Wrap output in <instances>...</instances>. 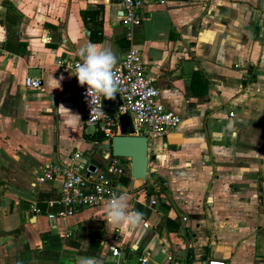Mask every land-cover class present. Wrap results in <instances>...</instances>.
<instances>
[{"label": "crops", "instance_id": "obj_1", "mask_svg": "<svg viewBox=\"0 0 264 264\" xmlns=\"http://www.w3.org/2000/svg\"><path fill=\"white\" fill-rule=\"evenodd\" d=\"M99 6L104 36L95 42L82 12ZM141 12L135 45L182 122L150 140L146 179L122 158L129 165L118 186L145 226L121 236L106 205L50 218L61 209L62 181L36 179L48 162L71 164L75 152L88 165L108 163L110 140L85 124L75 76L56 59L81 58L90 41L119 63L130 44L123 8L117 0H0V264H114L116 244L131 260L148 252L151 264H264V0H145ZM27 76L42 87H27Z\"/></svg>", "mask_w": 264, "mask_h": 264}, {"label": "built area", "instance_id": "obj_2", "mask_svg": "<svg viewBox=\"0 0 264 264\" xmlns=\"http://www.w3.org/2000/svg\"><path fill=\"white\" fill-rule=\"evenodd\" d=\"M164 3L165 0H160ZM123 8V24L127 28V38L130 41L127 50L121 61L116 65V71L120 77L119 95L121 104L117 106L115 113L110 114L104 106V97L98 100L93 96L95 103L103 105L104 115L92 118L91 97L87 95L88 86H81L76 76L75 66L82 63V58L76 60L56 59L57 64L69 68L77 83L79 100L85 118L86 125L96 126L109 140L120 130V117L129 114L134 122L136 132L143 131L148 138L154 139L165 136L168 132L178 128L182 122V116L167 108L161 98V90L155 85L154 79L147 73L142 53L134 42V29L143 20L141 9L145 0H117ZM25 84L29 88L39 89L42 87L41 77L27 76ZM91 95V93H90ZM129 161L130 158H124ZM80 152H75L71 164L48 162L42 166L37 174L36 182L44 183L61 179L62 185L59 193L58 203L61 206L57 214L51 213L50 218L55 219L56 215L63 219L73 216L79 208L89 206L106 205L111 193L117 189L119 179L126 173L129 163L122 161V158H113L103 169L96 168L91 171L87 168L84 171L81 163ZM95 174V178L90 175ZM157 204V200H152ZM184 222L187 216L182 215ZM65 239L73 236L71 230L62 235ZM116 239H119L117 235ZM120 244L111 247L114 257V264H151L148 252L138 253L134 260L125 256ZM207 264H227L224 260L213 258L208 259Z\"/></svg>", "mask_w": 264, "mask_h": 264}, {"label": "clouds", "instance_id": "obj_3", "mask_svg": "<svg viewBox=\"0 0 264 264\" xmlns=\"http://www.w3.org/2000/svg\"><path fill=\"white\" fill-rule=\"evenodd\" d=\"M79 55L82 63L75 66L76 76L81 86H88L87 95L91 97L92 118L103 116V105L95 103L93 96L97 100L101 96L111 100L121 91L120 77L115 70L118 56L111 48L90 41L79 49ZM59 111L69 113L72 121L80 119L79 115L72 114L63 105L60 106ZM106 221L108 226L117 229L121 236L131 235L145 226L143 213L131 208L128 192L122 186H117V189L111 193L106 204ZM77 264H102V261L82 257Z\"/></svg>", "mask_w": 264, "mask_h": 264}, {"label": "water", "instance_id": "obj_4", "mask_svg": "<svg viewBox=\"0 0 264 264\" xmlns=\"http://www.w3.org/2000/svg\"><path fill=\"white\" fill-rule=\"evenodd\" d=\"M120 104L121 97L118 93L115 99L110 100L104 98L105 109L110 114L115 113L117 106ZM106 149L109 150L107 156L109 159L108 163L115 157L130 158L133 177L136 179L147 178L150 161L152 159L150 155V139L146 135L136 133L134 122L129 114L121 115L120 133L110 139V142L106 145ZM81 163L84 171H87V168L91 171L98 168L94 164L88 165V157H85ZM105 166L101 168L103 169ZM203 264H207V261H204Z\"/></svg>", "mask_w": 264, "mask_h": 264}, {"label": "trees", "instance_id": "obj_5", "mask_svg": "<svg viewBox=\"0 0 264 264\" xmlns=\"http://www.w3.org/2000/svg\"><path fill=\"white\" fill-rule=\"evenodd\" d=\"M103 7H98L95 10L86 9L83 10L82 14L85 21L89 24L91 31V40L99 42L103 39V20L99 17V14L102 12ZM248 74H252V68H249ZM252 81L256 79V75L253 74ZM244 84H247V79L244 80ZM107 138V137H106Z\"/></svg>", "mask_w": 264, "mask_h": 264}]
</instances>
